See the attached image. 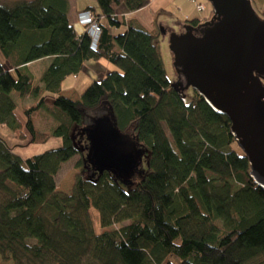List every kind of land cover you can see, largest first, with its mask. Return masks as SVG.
I'll return each mask as SVG.
<instances>
[{
  "label": "trees",
  "instance_id": "trees-1",
  "mask_svg": "<svg viewBox=\"0 0 264 264\" xmlns=\"http://www.w3.org/2000/svg\"><path fill=\"white\" fill-rule=\"evenodd\" d=\"M150 2L97 0L98 14L87 8L102 28L94 51L89 36H77L70 24L69 0H0V59L8 64L0 61V123L22 140L27 127L33 144L61 140L59 148L24 158L0 138L3 260L174 264V256L179 264H264V188L251 176L229 118L198 90L190 96L174 84L157 36L118 14L122 5L134 12ZM46 58L51 63L36 84L27 65ZM101 59L114 69L93 81L79 101L60 94L63 81ZM27 96L35 101L23 110V125L16 101ZM42 110L53 118L50 133L35 126ZM103 116L149 154L148 177L130 190L119 180L131 184V176L100 170L90 160L82 134ZM75 157L80 173L73 191L60 193L56 175Z\"/></svg>",
  "mask_w": 264,
  "mask_h": 264
},
{
  "label": "water",
  "instance_id": "water-1",
  "mask_svg": "<svg viewBox=\"0 0 264 264\" xmlns=\"http://www.w3.org/2000/svg\"><path fill=\"white\" fill-rule=\"evenodd\" d=\"M208 1L214 16L202 26V38L186 42L171 34L175 67L187 86L229 118L251 176L264 188V14L260 16L252 0ZM86 135L95 167L116 171L121 178L136 170V145L109 116L95 120Z\"/></svg>",
  "mask_w": 264,
  "mask_h": 264
},
{
  "label": "rangeland",
  "instance_id": "rangeland-1",
  "mask_svg": "<svg viewBox=\"0 0 264 264\" xmlns=\"http://www.w3.org/2000/svg\"><path fill=\"white\" fill-rule=\"evenodd\" d=\"M4 2H11L13 0H3ZM89 1V0H88ZM191 1V0H190ZM83 1H81L80 3V7H84L87 6L84 2L82 4ZM192 2V1H191ZM191 2H185V6L186 7H190L192 14L196 15L200 20H203L205 18H209L212 13H213V5L211 2H209L208 0H202V2H204L206 4V9H205V5L204 9L205 11H199L198 7H197V3L195 4L193 2V4ZM92 6L97 8V0H94V2H92ZM201 4V3H199ZM252 4L254 9L258 12V13H262L264 11V0H252ZM96 5V6H95ZM182 7V6H180ZM172 14H174L173 19L169 20V22H171L172 24L169 25V30L167 33L164 34V32L162 33L161 36H163V38L166 36V40L165 42H163V44H161V57H163V65L164 68L166 70V75L167 77L174 82L176 80V76H177V68L175 67V57H174V49L172 48L171 43H170V39H171V34L174 31H178V32H184V30H187V28L191 25V24H187L184 23V20H186L185 14H181L178 13L177 11L173 10L171 12ZM189 20H194V17H190L189 15H187ZM162 20H165L164 18H162ZM161 20V21H162ZM160 21V20H159ZM200 23V22H199ZM158 25H161V22H158ZM162 25H165L162 23ZM166 27V26H165ZM163 38L161 39V41L163 40ZM102 79V78H101ZM92 83V82H91ZM90 83V84H91ZM90 85H87V87H83L81 86V91L79 90V92L82 94ZM191 93V94H190ZM190 93L187 91L186 94L187 95H192V90L190 91ZM27 101H25L24 103H26ZM19 104V103H18ZM27 107H30L29 104ZM44 110H42L39 114L38 117L35 120V126L37 127L38 130L46 132V133H50L51 131V124L52 121L51 119H53L51 116H46L45 113L43 112ZM15 115L16 117H19V119L21 120L22 124L25 125L27 122L26 117L24 116L23 110L22 109H16L15 111ZM21 132L26 136V139L22 140L20 138L16 137V133L8 127H5L4 125H2L0 123V138L4 139L5 142L8 144V146L14 150V152L18 155H21L24 158H29L30 156H35V155H40L52 148H59L61 146V140L55 137H50V139L44 143H39V144H33L31 143V137H30V133L27 130V127L23 126V128L21 129ZM85 136V141H87L86 139H88V136ZM89 142V140H88ZM237 149H239L238 147H236ZM137 154V168H136V172L132 173L131 176V184H124L122 181L119 180V183L121 186L124 187V189L130 190L133 186V184H135L137 181L142 180L146 177H148V174L150 173V165H149V154H144L143 153V148H139V147H135V155ZM79 160V157H75L74 159H72L70 162H67L65 164L62 165V169L61 171L56 175V179H57V187L56 190L60 193H66V194H71L73 191V185L75 182V177L80 173V169L79 168H75V164L77 163V161ZM94 218L95 220H98V214L97 212H94ZM171 260L174 262V264H179L180 261L175 258L174 256L171 258ZM0 264H14L11 260H3L0 257Z\"/></svg>",
  "mask_w": 264,
  "mask_h": 264
},
{
  "label": "crops",
  "instance_id": "crops-1",
  "mask_svg": "<svg viewBox=\"0 0 264 264\" xmlns=\"http://www.w3.org/2000/svg\"><path fill=\"white\" fill-rule=\"evenodd\" d=\"M83 1L87 6L80 7V3ZM191 2L190 0H151L149 5L143 9H140V11H129L126 6L122 5L118 9V14L124 17L127 24H130V22L134 23L136 26L143 27L147 32L150 34H153L154 36H157V47H159V52L161 50V44L165 42L166 36L163 38L162 33H167L169 28V25L172 23L169 22V20L173 19L174 14L171 12L173 10L177 11L178 13L185 14L186 20H189L187 15L190 17H194L193 19L198 20L201 24H203L207 18L200 20L196 15L192 14V11L190 7L185 6V2ZM82 2V4H83ZM92 2L94 0H69L70 3V11L68 14V18L70 21L71 26L76 32L77 36H81L82 29H80L78 26L75 28V24L77 22V14L78 12L85 11L87 8H95L96 13H99V8L97 6L93 7ZM196 2L201 3L205 5L206 4L202 2V0H196ZM196 2H194L196 4ZM193 4V2H191ZM194 5V4H193ZM96 6V5H95ZM182 6V7H180ZM204 9V11H205ZM264 9V8H263ZM211 17V16H210ZM164 18L165 20H162ZM160 20V21H159ZM162 20V21H161ZM184 20L183 24L186 23ZM158 22H161V25H158ZM165 24V25H162ZM166 26V27H165ZM126 28H121L120 30L113 29V34H119L120 32H124ZM163 40L161 41V39ZM161 55V53H160ZM163 59V57H162ZM51 58H46L44 60H38L35 63L27 65V68L29 72L34 77V82L37 84H40V79L42 75L44 74V71L49 66ZM0 61L2 64H6V61L3 60L1 57ZM111 69H114L113 65H110L106 60L101 59L100 61H94L90 60L89 62H86L76 76H69L65 81L62 83L61 92L64 97L70 98L73 101H79L81 94L79 90L81 91V86L87 87V85H90L93 81H99L101 78H103L108 72L111 71ZM84 87V88H85ZM27 101L26 103H24ZM34 99L31 96H27L26 98H19L17 97V106L18 109H26V106H31L34 104ZM19 103V104H18Z\"/></svg>",
  "mask_w": 264,
  "mask_h": 264
},
{
  "label": "built area",
  "instance_id": "built-area-1",
  "mask_svg": "<svg viewBox=\"0 0 264 264\" xmlns=\"http://www.w3.org/2000/svg\"><path fill=\"white\" fill-rule=\"evenodd\" d=\"M191 1L196 2V0ZM197 7L199 11L204 10V6L202 4L197 3ZM77 26L82 29L83 35L87 34L91 39V49L97 51L101 40L100 37L102 33V28L91 10L87 9L77 14V22L75 24V28Z\"/></svg>",
  "mask_w": 264,
  "mask_h": 264
},
{
  "label": "flooded vegetation",
  "instance_id": "flooded-vegetation-1",
  "mask_svg": "<svg viewBox=\"0 0 264 264\" xmlns=\"http://www.w3.org/2000/svg\"><path fill=\"white\" fill-rule=\"evenodd\" d=\"M206 22H209V20H206L203 24L199 23L198 25H195V26L190 25V27H192L191 31H187V30H184V32L174 31L172 35L176 34L177 36L183 37V39L185 38L186 42L195 41V37L202 38L203 32H205L202 26L205 25ZM177 71H180V69L179 70L177 69ZM177 74H180V73H177ZM176 83L178 86L184 87L185 91L187 90L189 91L193 89L190 86H187L186 83L184 84L183 79L180 78L179 76H176V80L174 81V84Z\"/></svg>",
  "mask_w": 264,
  "mask_h": 264
}]
</instances>
